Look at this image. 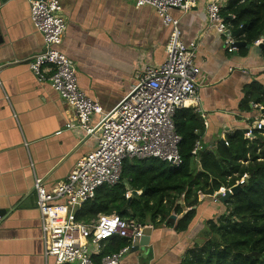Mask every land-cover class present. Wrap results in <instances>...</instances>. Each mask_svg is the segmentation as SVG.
Wrapping results in <instances>:
<instances>
[{"label": "crops", "instance_id": "obj_1", "mask_svg": "<svg viewBox=\"0 0 264 264\" xmlns=\"http://www.w3.org/2000/svg\"><path fill=\"white\" fill-rule=\"evenodd\" d=\"M57 1L67 22L59 49L75 63L80 89L104 114L131 92L147 67L166 62L172 28L162 24L153 7L138 8L132 0ZM208 3L198 0L186 13H171L180 21L182 40L199 43L197 94L182 109L194 111L204 124L198 143L215 150L228 136L264 121V107L255 99L245 102L252 85L264 92V54L259 48L263 42L229 52L227 40H241L228 22L229 36L210 26ZM0 33V213L5 215L0 264H46L35 181L41 179L53 190L97 141L77 128L66 129L75 122L73 108L30 70L29 60L44 52L45 43L32 23L29 0H0ZM99 118L95 115L92 125ZM194 208L196 215L184 232L176 230L178 215L175 222L168 218L160 225L146 224L152 228L149 245L131 250L120 264H184L190 251L206 241L210 222L227 210L222 200L214 203L212 198ZM110 244H102V255Z\"/></svg>", "mask_w": 264, "mask_h": 264}, {"label": "built area", "instance_id": "obj_2", "mask_svg": "<svg viewBox=\"0 0 264 264\" xmlns=\"http://www.w3.org/2000/svg\"><path fill=\"white\" fill-rule=\"evenodd\" d=\"M132 1L138 8L153 7L162 24L172 28L167 60L159 67H147L131 92L114 110L104 114L102 107L80 89L75 63L59 49L67 22L60 14L58 1L29 0L32 23L43 35L45 43L44 52L29 60L30 70L39 82L49 84L73 108L76 119L66 124V129L77 128L86 136H96L97 141L94 150L53 190L48 191L43 180L35 181L46 264H51V259L53 264H97V257L99 264H120L144 236L147 226L116 214H100L90 222H83L77 220L78 213L95 198L101 187H114L120 183L127 159L154 158L175 167L183 164L179 152L181 137L176 132L174 117L185 107L186 101L196 97L199 43L182 40L180 21L171 12L186 13L197 6L198 0ZM227 1L209 0L206 7L208 23L220 34L228 30L222 15ZM260 42L264 40L255 44ZM227 45L229 52L235 49L230 38ZM95 115L100 118L92 125ZM255 129L264 130V121L248 129L245 137L254 139ZM224 144L229 145L227 140ZM201 149L197 142L192 155L197 157ZM247 179L245 175L235 186L244 185ZM231 189L222 187L211 197L213 202H220ZM132 196L133 191L129 189L125 197L131 199ZM114 238L125 240L126 244L116 252L102 255V244Z\"/></svg>", "mask_w": 264, "mask_h": 264}, {"label": "trees", "instance_id": "obj_3", "mask_svg": "<svg viewBox=\"0 0 264 264\" xmlns=\"http://www.w3.org/2000/svg\"><path fill=\"white\" fill-rule=\"evenodd\" d=\"M222 15L247 46L264 40V0H228ZM260 49L264 54V42ZM251 89L245 102L255 99L264 107V92L253 85ZM174 123L183 164L175 167L154 158L125 160L120 183L101 187L77 220L90 222L100 214H116L141 225H160L174 213L180 216L176 230L184 232L196 215L194 207L247 175L241 189L223 202L227 210L210 222L206 241L190 251L186 264H264V130H253L252 140L238 131L228 136V146L205 149L196 158L192 151L205 130L203 122L194 111L182 109ZM128 187L141 195L127 199ZM185 207L190 211L184 213ZM110 241L104 256L126 244L119 238Z\"/></svg>", "mask_w": 264, "mask_h": 264}, {"label": "water", "instance_id": "obj_4", "mask_svg": "<svg viewBox=\"0 0 264 264\" xmlns=\"http://www.w3.org/2000/svg\"><path fill=\"white\" fill-rule=\"evenodd\" d=\"M3 1H7V0H3ZM237 33H239V30L237 31ZM225 34L227 36L230 35V32H225ZM2 40V36H1V33H0V42ZM247 46V44L245 42H235L234 43V47L235 48H240V47H245ZM248 48H250V46H247ZM260 48V47H259ZM245 133H247V130H245ZM89 139V138H88ZM221 143L223 144L224 141L222 140ZM206 148V145H202V149L204 150ZM241 189V186L240 185H237L235 187H233L231 189V192H227L226 193V196L222 198V202H224L225 200H227L229 197H231V195L235 194L238 190ZM133 195L137 196L138 195V192L134 191L133 192ZM3 217H5V215H3V213H0V222L2 221ZM177 219V216L176 214H171V216L169 217V221H176ZM151 231H152V228H146L144 230V236L142 238H140L134 245V247L132 248V250H139L140 247L142 246H148L149 245V236L151 235ZM254 254H249L248 256H253Z\"/></svg>", "mask_w": 264, "mask_h": 264}, {"label": "bare ground", "instance_id": "obj_5", "mask_svg": "<svg viewBox=\"0 0 264 264\" xmlns=\"http://www.w3.org/2000/svg\"><path fill=\"white\" fill-rule=\"evenodd\" d=\"M187 104H189V101H187L186 106H187Z\"/></svg>", "mask_w": 264, "mask_h": 264}, {"label": "rangeland", "instance_id": "obj_6", "mask_svg": "<svg viewBox=\"0 0 264 264\" xmlns=\"http://www.w3.org/2000/svg\"><path fill=\"white\" fill-rule=\"evenodd\" d=\"M251 140H252V139H251ZM184 264H186V262H185Z\"/></svg>", "mask_w": 264, "mask_h": 264}]
</instances>
